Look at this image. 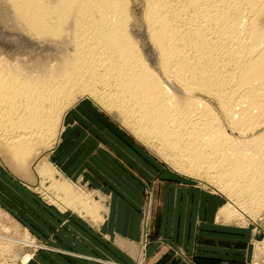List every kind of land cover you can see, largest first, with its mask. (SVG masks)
<instances>
[{"label": "bare ground", "instance_id": "6f19581e", "mask_svg": "<svg viewBox=\"0 0 264 264\" xmlns=\"http://www.w3.org/2000/svg\"><path fill=\"white\" fill-rule=\"evenodd\" d=\"M0 3L13 31L59 49L41 63L0 53V147L18 167L62 129L84 92L170 161L264 206V0H140L143 49L130 0ZM59 184L88 212L102 208Z\"/></svg>", "mask_w": 264, "mask_h": 264}, {"label": "rangeland", "instance_id": "374dc122", "mask_svg": "<svg viewBox=\"0 0 264 264\" xmlns=\"http://www.w3.org/2000/svg\"><path fill=\"white\" fill-rule=\"evenodd\" d=\"M130 1L132 35L143 49L136 8L140 0ZM9 15L0 3L2 55L41 63L59 54L58 47L13 31ZM83 93L71 102L62 129L38 145L24 169L0 147V264H146L145 247L155 241L170 244L188 264L212 245L229 248L231 264H264V206L254 207L214 177L189 173L167 159L157 142L134 133L116 110ZM88 138L94 144L86 153ZM42 167L48 173H39ZM63 182L100 200L101 210L88 212L60 187ZM126 205L140 216L134 249L110 240L116 222L126 218L123 230H130L134 218L120 208ZM166 219L172 222L165 231ZM82 232L107 239L111 244H102L117 258L80 253L86 249L79 248L86 246L77 236ZM3 236L18 242H4ZM29 238L30 243H22ZM175 260L165 257L157 264Z\"/></svg>", "mask_w": 264, "mask_h": 264}, {"label": "crops", "instance_id": "0c3cea01", "mask_svg": "<svg viewBox=\"0 0 264 264\" xmlns=\"http://www.w3.org/2000/svg\"><path fill=\"white\" fill-rule=\"evenodd\" d=\"M89 138L88 140L90 141V145L86 153H88V151L91 149V147L94 144V141ZM171 200H172V197H171ZM120 208L125 209L126 215L129 214L132 218H134L132 219L134 221H131L129 232H127L128 229L127 231L123 230V226L125 227L126 225V218L122 219L120 223L116 222L115 223L116 226L113 228L112 230L113 232L110 235V238H111L110 240L116 243H118V241L119 242L121 241L122 243H126V246H128L130 249H134V244H131V243L133 242L135 243L137 241L136 240L137 234H138L137 229H138V224L140 221V216L138 215L139 213L138 211L134 209L129 213V210L132 208H129V206L127 205L124 207L121 206ZM171 222H172L171 219L165 220V223H164L165 231H166L165 227L171 226ZM118 225H122L121 226L122 228H119ZM77 236L80 238L81 243L86 244V246L83 244H79L80 249H83V247L86 248L85 250H80L81 251L80 253L89 255L87 252L90 251L93 254L97 253L98 255L105 257V258H113V257L117 258V256L112 251H110L108 248H106L102 244V242L109 244L110 242L107 239H102V237L97 238L94 235L93 237L91 233H87V232L78 233ZM112 247L113 249L115 248L114 246ZM171 249H173V247L170 248V244L168 243L164 244L163 242L161 243V241H155L154 243H150L147 247H145V250H144V254L146 256V264H157L162 258H165V257H168L171 259L173 257L174 259H176L174 264H188L185 258L181 255V253H179L177 250L172 252L173 250ZM196 255L198 257L194 258L195 259L194 264H231L232 263L231 261L232 257L230 256L229 248L224 247V245L222 247L218 245L209 246L206 250L196 253Z\"/></svg>", "mask_w": 264, "mask_h": 264}]
</instances>
